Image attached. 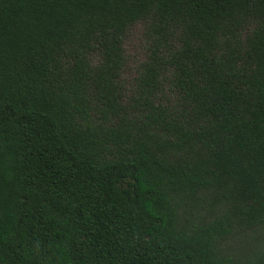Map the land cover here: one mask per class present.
Listing matches in <instances>:
<instances>
[{
	"label": "trees",
	"instance_id": "16d2710c",
	"mask_svg": "<svg viewBox=\"0 0 264 264\" xmlns=\"http://www.w3.org/2000/svg\"><path fill=\"white\" fill-rule=\"evenodd\" d=\"M0 264H264V0H0Z\"/></svg>",
	"mask_w": 264,
	"mask_h": 264
},
{
	"label": "rangeland",
	"instance_id": "374dc122",
	"mask_svg": "<svg viewBox=\"0 0 264 264\" xmlns=\"http://www.w3.org/2000/svg\"><path fill=\"white\" fill-rule=\"evenodd\" d=\"M125 52L127 64L122 79L129 86L137 78L138 71L148 56L144 24L138 23L130 29L125 42Z\"/></svg>",
	"mask_w": 264,
	"mask_h": 264
}]
</instances>
